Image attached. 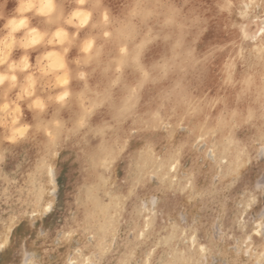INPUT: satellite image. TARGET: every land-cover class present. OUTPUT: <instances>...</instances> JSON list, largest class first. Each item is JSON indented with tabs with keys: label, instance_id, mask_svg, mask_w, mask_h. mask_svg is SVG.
I'll list each match as a JSON object with an SVG mask.
<instances>
[{
	"label": "bare ground",
	"instance_id": "obj_1",
	"mask_svg": "<svg viewBox=\"0 0 264 264\" xmlns=\"http://www.w3.org/2000/svg\"><path fill=\"white\" fill-rule=\"evenodd\" d=\"M0 1V43L5 46L0 57L8 59L4 63L0 61V84L5 78L11 79L0 90V141L13 142L10 150L18 148V142L23 141L26 148L27 144L37 143L45 151L48 141H54V138L47 140L50 134H61L63 141L71 137L69 143L64 144L65 149L72 150L74 163L69 172L68 187L64 188L63 204L66 205L58 215L66 222L64 226L67 229H77L80 235L91 232L99 247L103 245L114 221L135 210L134 192L142 187L148 170L157 172L162 185L175 188V170L178 167L174 164L175 160L180 165L195 138L205 130L214 134L213 141L225 138L232 142L230 129L233 121L249 122L257 128L264 121V113L259 116L256 110L264 104V78L260 79L264 73V26L253 37L238 31L242 0H232L235 5L230 13L219 11V0H182L183 22L186 26L193 22L194 26L190 30L191 35H179L177 46L167 35L173 24L166 21L168 11L160 6V0ZM256 2L247 3L249 12L262 9L264 13V0ZM128 6L137 10L136 37L131 36L130 17L126 15ZM96 14L101 17L100 31L94 30L90 36L85 31L78 33L76 23L89 26L88 22L91 23ZM234 15L233 21L231 17ZM138 16L148 19L146 26L140 24ZM75 17L78 20L76 23L73 21ZM6 18L8 21L5 24ZM118 28L127 32L130 39L118 38ZM70 32L77 38L74 44H80L78 54L93 53L98 46L86 67L82 87L76 84L79 75L73 56L67 59L62 55L65 52L63 46L70 40ZM192 39H198L201 45L196 48L197 44ZM128 42L133 43V50L125 47ZM9 45L7 53L4 50ZM170 51L182 58V69L167 70L170 66L167 68L166 63L174 61L173 57L168 59ZM43 59L50 67L48 70L51 69L47 74L38 70ZM215 65H218V72L223 77L221 82L212 72ZM112 66L114 71L119 70L113 78L110 72ZM142 72L144 78L140 80ZM49 80L57 81L51 93L44 89L45 82ZM63 80L68 83H62ZM149 83L151 91L147 88ZM130 90L134 99L126 96ZM79 91L87 94L90 100L91 108H86L87 123L83 129L63 130L69 121L68 113L63 111L59 115L56 107L48 102L55 96L67 93L72 97ZM153 91H157V95H153ZM9 110L11 117L7 125L2 123V116ZM68 110L69 113L73 111L71 105ZM205 115L208 116L206 119ZM82 122H85L83 118ZM37 124L40 125L39 131L37 127L34 130ZM180 124L186 126V131L177 133V136L175 131ZM17 130H23V135H19ZM6 150H1V158ZM118 161L122 163L123 183L117 180L122 176L116 166ZM106 172H109L108 175ZM24 174L27 175V170ZM12 177L15 178V175ZM85 194L86 197L83 196ZM103 197L108 198L107 202L102 203ZM70 209L74 210L73 216H69ZM90 212L95 215L93 219L87 216ZM137 213L134 214L137 216ZM130 224L140 229L142 220L140 217L132 219ZM138 232L143 233L141 230ZM138 232L133 242L143 251L147 239L142 241L143 237H138ZM52 236L51 233L42 241L45 251H49ZM123 245L116 247L113 253H107L102 262L120 264L128 247ZM63 253L61 249L55 250L52 256L54 262H60ZM87 260L85 251L80 253L78 261L85 263ZM189 261L184 262L190 264ZM149 262L150 257L147 256L135 264Z\"/></svg>",
	"mask_w": 264,
	"mask_h": 264
},
{
	"label": "rangeland",
	"instance_id": "obj_2",
	"mask_svg": "<svg viewBox=\"0 0 264 264\" xmlns=\"http://www.w3.org/2000/svg\"><path fill=\"white\" fill-rule=\"evenodd\" d=\"M219 1L218 9L221 13H230L235 5L232 0ZM252 1L254 4L257 3L256 0H242L241 6L239 5L240 15H242L241 19L237 21L238 31L247 37L255 36L264 26L262 9L249 12L247 3ZM183 3L182 0H160V6L168 11L166 21L168 20L170 25L173 24V27L168 33L166 31L164 36L167 33L173 44H176L175 46L179 45V40L177 41L179 35H191L190 30L194 26L193 22L189 23L188 26L183 22L181 16ZM136 12L134 7L128 6L126 8V15L130 17L129 26L131 25L130 29L133 30L132 37L138 36ZM139 18L138 16L137 20L140 21V24L146 26L148 19ZM231 18L234 21L235 15ZM75 19L76 17L73 21L78 22ZM91 20L92 24L88 22L90 27L86 24L76 23L78 33L85 31L84 33H88L90 36L94 30L99 32L102 25L101 17L96 14ZM6 21H8L7 18L5 24ZM51 25L53 26V23ZM85 28L86 30H84ZM117 33L120 39H130L127 32L120 28H118ZM72 35L71 32L68 34V40H70L68 44L63 46L65 52L62 55L66 56L67 59L73 56V63L77 69V75H79L76 84L82 87L85 83L86 67L98 46L94 48L93 53L78 54L80 44L78 46L74 44L77 38L75 35L73 38ZM196 41L199 42L198 39H192V42L197 44V48L201 43H195ZM3 47L5 46L0 43V52ZM125 47L128 50H133V43L128 42ZM9 49L10 45L4 51L7 50L8 53ZM170 53L171 51L169 54L167 53L168 59L174 61L171 60L170 63H166L167 68L170 66L167 70L182 69V58ZM4 58L0 57V61L3 63L8 60ZM217 67L218 65L213 66L212 72L217 74L218 81L221 82L223 77L218 72L219 68ZM48 68L50 67L43 59L42 66L38 67L39 72L47 74L49 70L51 72V69L48 70ZM27 70L29 71V69ZM110 72L113 78V75L119 70L114 71L112 66ZM59 73L61 74V70ZM142 73L140 80L144 78V72ZM263 78L264 73L260 79ZM5 80L0 84L1 91L5 82L8 83V80L11 79L5 78ZM45 83L47 84H44L46 92L51 93L55 90L57 81L49 80ZM147 88L151 91L152 85L147 84ZM155 93L157 95V91L153 95ZM126 96H131V99L135 98L131 90ZM59 97L55 96L54 100L52 98L48 104L56 107L55 110L59 112V115L63 114V111L68 113L69 121L63 130L83 129L88 120L86 108H91L88 95L79 91L72 97L66 96L63 101L59 100ZM69 105L73 109L70 113ZM256 110L259 116L262 115L264 104L259 105ZM10 111L3 113L2 123L7 125L10 123ZM81 114L85 122H82ZM207 117L205 115L204 119ZM39 126V124L35 125L34 130L38 128L39 131ZM22 127L24 129L25 126ZM178 130L179 132H177ZM177 131H175L177 136L179 135L177 133H184L186 126L178 125ZM230 131L232 142L225 138L221 140L217 138L213 141L214 134L207 130L195 138L185 153L186 157L182 163L178 165L177 160L174 162L178 166L175 170L177 181H180H178L179 183L176 181L177 186H174L175 188L162 185L157 172L154 169L148 170L142 187L134 192L137 202L135 210L114 221L111 231L106 235L103 245L100 247L95 243L91 232L88 231L81 236L77 229H67L64 226L66 222L61 218V215H58L66 205L63 204L64 194L70 181L69 172L74 163V154L70 152L72 150L65 149L64 144L69 143L71 137H65L68 139L63 141L61 134H50L47 140L54 138V141H48V147L45 151L36 142V145L27 144L26 148V143L19 141V147L10 150L13 142L4 141L5 143H3L0 141V264H105L102 262V258L104 259L107 253H113L122 243L128 247H126L120 264H135L137 260H144L147 256L150 257L148 264H185L186 260H190V264L191 261L192 264H264V121L257 128L256 125L249 122L235 120ZM4 149H7L5 152L8 154L5 153L4 157L1 158L3 155L1 150ZM12 154L13 156H11ZM120 163L118 161L116 166L119 167L118 173L122 175L123 169L122 163ZM26 170L27 175L24 174ZM106 173L108 175L109 172ZM13 175L15 178L12 177ZM21 176L25 179H22ZM117 180L119 183H123L125 179L122 175ZM83 196L86 197L87 195ZM103 199L102 203H105L108 198ZM72 211L74 210L70 209L69 216L74 215ZM134 213H137V216ZM87 216L91 219L95 217L92 213H88ZM139 217L142 224L140 229H137L136 225L130 223L132 219H139ZM87 221L90 222V220ZM138 230L143 231V233H139ZM137 232L140 234L138 237H143L142 241L147 239L143 251L139 250L133 242ZM51 233L53 236L51 237V244H49V251H45L41 246L42 241ZM84 245L87 247L85 248ZM174 248L177 249L174 250ZM59 249L64 251V256L60 262H54L52 256L55 250ZM83 251H85L86 260L88 259L85 263L78 261V257ZM114 263L115 261H112L108 264Z\"/></svg>",
	"mask_w": 264,
	"mask_h": 264
},
{
	"label": "snow or ice",
	"instance_id": "obj_3",
	"mask_svg": "<svg viewBox=\"0 0 264 264\" xmlns=\"http://www.w3.org/2000/svg\"><path fill=\"white\" fill-rule=\"evenodd\" d=\"M62 83L67 84L68 81L67 80H63ZM66 96H67V93H65L64 95L60 96L58 99L61 100V101H63ZM17 131L19 132L20 135H23V130H17Z\"/></svg>",
	"mask_w": 264,
	"mask_h": 264
}]
</instances>
